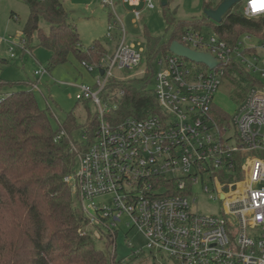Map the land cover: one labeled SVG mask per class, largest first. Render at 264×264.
<instances>
[{
	"label": "built area",
	"instance_id": "1",
	"mask_svg": "<svg viewBox=\"0 0 264 264\" xmlns=\"http://www.w3.org/2000/svg\"><path fill=\"white\" fill-rule=\"evenodd\" d=\"M122 1L135 8L136 25L145 10L155 8V0ZM102 5L113 13L108 39L116 43L115 29L120 36L110 57L81 63L98 77L94 87L80 86L76 99L95 106L98 127L90 143L86 133L83 142L72 139L76 167L65 178L83 216L80 234L109 242L112 258L117 257L118 225L125 223L143 236L151 256L166 264H264V88H251L228 124H221L212 110L230 65L264 81V45L241 39L230 45L217 32L208 37L185 31L177 42L211 55L218 65L211 69L169 50L155 61L152 90L160 114L114 122L109 117L123 91L108 92L107 86L125 80L115 72L142 66L146 46L128 40L113 0ZM243 11L250 19L264 17V0H246ZM4 41L12 58L16 49L33 56L25 39ZM47 73L42 67L35 75ZM31 86L38 89L36 83ZM206 176L223 202L222 217L191 210L194 186L200 183L209 192Z\"/></svg>",
	"mask_w": 264,
	"mask_h": 264
},
{
	"label": "trees",
	"instance_id": "2",
	"mask_svg": "<svg viewBox=\"0 0 264 264\" xmlns=\"http://www.w3.org/2000/svg\"><path fill=\"white\" fill-rule=\"evenodd\" d=\"M30 15L23 30L28 49L33 53V37L38 34L39 46L50 52L49 68L65 65L71 56L82 62L98 64L107 57L100 41L83 51L77 26L71 21L63 0H24ZM204 0L205 8L217 9ZM244 3L235 4L215 31L230 45L237 44L245 34L264 41V17L247 18ZM162 6L164 18L172 37L166 43L152 36L144 27L146 46L145 77L138 82L111 80L108 92L123 91L118 109L109 119L114 122L128 118L145 119L160 114V107L150 84L156 59L180 41L187 30L202 31L206 21L175 22ZM15 18V15H11ZM49 25L44 32L40 20ZM8 61L0 59V65ZM4 86L0 80V88ZM264 88V83L251 76L241 66L232 64L222 78L223 90L231 100L240 104L251 88ZM1 96V95H0ZM87 112L84 125L75 113L54 131L47 111L42 109L31 90L14 92L0 102V264H125L112 258L109 242L105 251L96 248L92 236H82L83 216L65 178L76 167L72 133L78 129L88 136L89 143L97 130L96 114H91L90 102H81ZM213 114L221 124L231 116L213 105ZM62 132H65L58 138Z\"/></svg>",
	"mask_w": 264,
	"mask_h": 264
},
{
	"label": "rangeland",
	"instance_id": "3",
	"mask_svg": "<svg viewBox=\"0 0 264 264\" xmlns=\"http://www.w3.org/2000/svg\"><path fill=\"white\" fill-rule=\"evenodd\" d=\"M103 0H63L65 9L69 12L71 21L77 26L81 37V49L88 50L95 41H100L106 47L110 57L114 47L119 40V30L115 29L113 34L116 43L108 39V28L111 8L102 5ZM163 0H155L153 10L143 12L142 21L137 26L130 23V20L123 19L126 10L123 6L116 5V12L122 18L128 32V40L133 41L140 48H145L144 27L148 32L159 38L161 43L168 42L172 37V28L166 23L162 7ZM212 6H216L221 0H207ZM246 0L243 1L245 4ZM169 12L175 22H190L193 20L206 21L203 26V33L208 36L215 35V28L218 23L205 17L204 0H168ZM126 11V12H125ZM14 14L15 18L11 15ZM113 14V13H112ZM30 11L24 0H0V59L8 61L7 65H0V80L4 86L0 88V95L6 97L14 92L21 90H31L42 109L47 111L54 131H58L70 113H75L81 125L86 123L87 112L82 103L76 99L79 87L87 85L94 87L98 77L97 72L89 73L82 67V64L75 57L71 56L65 65L50 68V72L43 76H36L35 72L42 67L48 69L50 62V52L39 46L38 34H34L32 47L33 56L24 55L23 51L16 49V58L10 56L8 43L4 40L14 39L19 42L23 38V30L29 18ZM40 28L44 32L49 31V25L44 19L40 20ZM248 34L241 37V40L255 44L258 47L264 42L255 38L247 39ZM146 59L142 66L130 72H115L114 76L125 79L122 82H138L145 77ZM38 84V89H33L32 84ZM264 83V81H263ZM154 88V81L150 84ZM214 105L228 116L233 117L237 111L236 104L223 91H218L214 99ZM91 114L95 113V106L89 105ZM264 131V128H263ZM233 130L229 131V134ZM75 141L83 142L82 130L78 129L72 133ZM208 185L209 192L205 193L202 184H196L193 188V198L196 199L192 204L193 213L222 217L223 202L217 197L214 191V184L206 176L204 179ZM96 248L105 251L104 242L96 243ZM140 251V254L134 252ZM116 261L125 264H166L162 257L151 256L150 251L145 246L142 235L135 230H129L125 223L118 225V237L116 241ZM134 253V254H133ZM114 258V257H113Z\"/></svg>",
	"mask_w": 264,
	"mask_h": 264
},
{
	"label": "water",
	"instance_id": "4",
	"mask_svg": "<svg viewBox=\"0 0 264 264\" xmlns=\"http://www.w3.org/2000/svg\"><path fill=\"white\" fill-rule=\"evenodd\" d=\"M244 0H224L217 9L205 8L204 14L205 17L209 20L220 24L225 17L229 14L231 9L235 4L243 2ZM167 5V0L162 1V6ZM170 52L174 53L179 57H184L196 63H203L209 66L211 69L215 68L218 65V62L208 54L198 53L189 50L188 48L181 45L179 42L174 41L170 45ZM100 73L103 75L104 71L101 70Z\"/></svg>",
	"mask_w": 264,
	"mask_h": 264
},
{
	"label": "crops",
	"instance_id": "5",
	"mask_svg": "<svg viewBox=\"0 0 264 264\" xmlns=\"http://www.w3.org/2000/svg\"><path fill=\"white\" fill-rule=\"evenodd\" d=\"M113 2L115 3V8H116V5L118 6H123L124 10H126V15L123 17V19H127V20H130V23L133 24V25H136L135 22H134V15H133V10L135 8L131 7L130 5L128 4H124L122 0H113ZM106 8H109V7H106ZM116 11V10H115ZM117 13V12H116ZM113 19V16H112V13L110 14V20H109V23L110 21ZM122 20V18H121ZM123 21V20H122ZM124 24V23H123ZM125 25V24H124ZM137 26V25H136ZM114 43V41H111ZM114 51V50H113Z\"/></svg>",
	"mask_w": 264,
	"mask_h": 264
},
{
	"label": "snow or ice",
	"instance_id": "6",
	"mask_svg": "<svg viewBox=\"0 0 264 264\" xmlns=\"http://www.w3.org/2000/svg\"><path fill=\"white\" fill-rule=\"evenodd\" d=\"M254 7H255V5H254Z\"/></svg>",
	"mask_w": 264,
	"mask_h": 264
}]
</instances>
